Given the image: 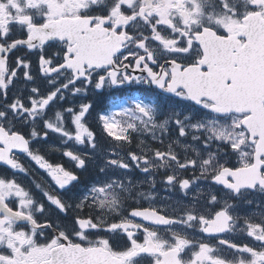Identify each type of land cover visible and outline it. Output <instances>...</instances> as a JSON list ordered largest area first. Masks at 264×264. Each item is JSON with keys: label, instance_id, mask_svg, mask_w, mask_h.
<instances>
[{"label": "snow or ice", "instance_id": "snow-or-ice-1", "mask_svg": "<svg viewBox=\"0 0 264 264\" xmlns=\"http://www.w3.org/2000/svg\"><path fill=\"white\" fill-rule=\"evenodd\" d=\"M0 264H264V0H0Z\"/></svg>", "mask_w": 264, "mask_h": 264}, {"label": "flooded vegetation", "instance_id": "flooded-vegetation-1", "mask_svg": "<svg viewBox=\"0 0 264 264\" xmlns=\"http://www.w3.org/2000/svg\"><path fill=\"white\" fill-rule=\"evenodd\" d=\"M108 103V99L107 98H103L102 99V104H107ZM52 160H53V162H58V161H60V157L57 155V156H54V157H52L51 158ZM233 163H235V161H233ZM37 171H39V170H37ZM40 175H43V173H40ZM85 179H87V177H85Z\"/></svg>", "mask_w": 264, "mask_h": 264}]
</instances>
